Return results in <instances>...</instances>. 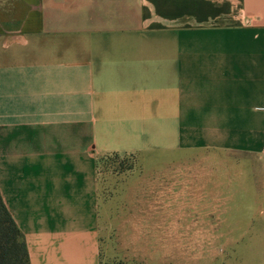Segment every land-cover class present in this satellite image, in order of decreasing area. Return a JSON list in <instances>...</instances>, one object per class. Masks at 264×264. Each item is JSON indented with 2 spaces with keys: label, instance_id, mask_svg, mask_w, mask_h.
<instances>
[{
  "label": "crops",
  "instance_id": "obj_1",
  "mask_svg": "<svg viewBox=\"0 0 264 264\" xmlns=\"http://www.w3.org/2000/svg\"><path fill=\"white\" fill-rule=\"evenodd\" d=\"M110 153L170 196L126 194L102 255ZM0 199L29 264H167L164 233L264 264V0H0Z\"/></svg>",
  "mask_w": 264,
  "mask_h": 264
},
{
  "label": "rangeland",
  "instance_id": "obj_2",
  "mask_svg": "<svg viewBox=\"0 0 264 264\" xmlns=\"http://www.w3.org/2000/svg\"><path fill=\"white\" fill-rule=\"evenodd\" d=\"M139 159L136 155H114L104 154L98 157V179H99V202H100V240L102 255L107 248V238L113 237V224L123 223L121 211L124 204V196L126 194L150 193L155 194L160 190L162 194L170 196V177L163 179V186L160 188V182L156 180L154 169H143L139 164ZM166 172H170L169 170ZM146 179V180H145ZM158 203V202H157ZM135 205H143L144 203H132ZM155 205V203H147ZM163 214L170 212L172 203L163 201L160 203ZM137 209V208H135ZM116 211V216L112 214ZM218 219H212V224H215ZM118 236V234H116ZM162 238V246L164 253L172 255L166 262L167 264H205L209 262V253L211 257L215 252H218L217 233L210 235L203 234H183L164 233L157 235ZM210 241L211 251L208 249ZM166 250V251H165ZM203 257H206L205 260ZM114 263L117 262V260ZM105 262V263H104ZM104 264H108L104 261Z\"/></svg>",
  "mask_w": 264,
  "mask_h": 264
},
{
  "label": "trees",
  "instance_id": "obj_3",
  "mask_svg": "<svg viewBox=\"0 0 264 264\" xmlns=\"http://www.w3.org/2000/svg\"><path fill=\"white\" fill-rule=\"evenodd\" d=\"M116 155V154H114ZM0 264H29L20 232L0 199ZM114 264H122L114 263Z\"/></svg>",
  "mask_w": 264,
  "mask_h": 264
}]
</instances>
